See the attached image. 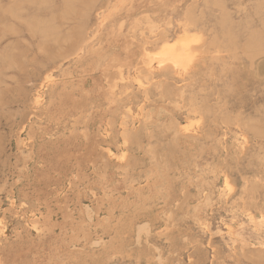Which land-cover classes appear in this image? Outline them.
Returning <instances> with one entry per match:
<instances>
[{
	"label": "rangeland",
	"instance_id": "1",
	"mask_svg": "<svg viewBox=\"0 0 264 264\" xmlns=\"http://www.w3.org/2000/svg\"><path fill=\"white\" fill-rule=\"evenodd\" d=\"M0 264H264V0H0Z\"/></svg>",
	"mask_w": 264,
	"mask_h": 264
},
{
	"label": "bare ground",
	"instance_id": "2",
	"mask_svg": "<svg viewBox=\"0 0 264 264\" xmlns=\"http://www.w3.org/2000/svg\"><path fill=\"white\" fill-rule=\"evenodd\" d=\"M115 68H116V67H115ZM117 68H118V67H117ZM120 68H121V67H120ZM120 70H121V69H120ZM120 70H119V71H120ZM120 72H121V71H120ZM120 75H121V74H120ZM46 77H47V76H46ZM46 77H45V78H46ZM38 95H39V94H38ZM38 100H39V99H38ZM35 101H37V100H35Z\"/></svg>",
	"mask_w": 264,
	"mask_h": 264
}]
</instances>
